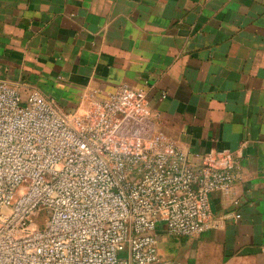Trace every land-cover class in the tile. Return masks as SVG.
I'll list each match as a JSON object with an SVG mask.
<instances>
[{
    "label": "crops",
    "instance_id": "obj_1",
    "mask_svg": "<svg viewBox=\"0 0 264 264\" xmlns=\"http://www.w3.org/2000/svg\"><path fill=\"white\" fill-rule=\"evenodd\" d=\"M0 80L67 114L128 85L193 156L232 151L212 229L160 225V264H264V0H0Z\"/></svg>",
    "mask_w": 264,
    "mask_h": 264
},
{
    "label": "built area",
    "instance_id": "obj_2",
    "mask_svg": "<svg viewBox=\"0 0 264 264\" xmlns=\"http://www.w3.org/2000/svg\"><path fill=\"white\" fill-rule=\"evenodd\" d=\"M92 97L67 114L0 80V264H160V225L198 237L232 193L236 155L169 140L144 90Z\"/></svg>",
    "mask_w": 264,
    "mask_h": 264
}]
</instances>
